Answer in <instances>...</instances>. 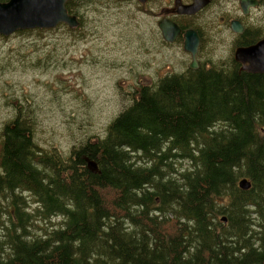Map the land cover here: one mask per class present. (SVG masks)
<instances>
[{"label":"trees","instance_id":"16d2710c","mask_svg":"<svg viewBox=\"0 0 264 264\" xmlns=\"http://www.w3.org/2000/svg\"><path fill=\"white\" fill-rule=\"evenodd\" d=\"M33 32L45 29L16 34ZM131 97L67 154L44 149L20 99L7 102L0 264H264V74L214 62Z\"/></svg>","mask_w":264,"mask_h":264},{"label":"rangeland","instance_id":"374dc122","mask_svg":"<svg viewBox=\"0 0 264 264\" xmlns=\"http://www.w3.org/2000/svg\"><path fill=\"white\" fill-rule=\"evenodd\" d=\"M175 3L74 0L78 30L61 24L45 32L0 35V139L14 116L7 105L13 98L32 116L36 140L47 151L67 154L77 142L103 137L138 87L184 72L191 62L183 37L163 40L162 17L201 31L202 62H230L232 39L225 31L211 33V11L186 18L177 16Z\"/></svg>","mask_w":264,"mask_h":264},{"label":"water","instance_id":"95a60500","mask_svg":"<svg viewBox=\"0 0 264 264\" xmlns=\"http://www.w3.org/2000/svg\"><path fill=\"white\" fill-rule=\"evenodd\" d=\"M70 0H9L0 2V35L11 36L20 30L32 29H53L60 24H66L70 28H77L80 22L77 16L71 15L66 5ZM146 3L147 0H138ZM208 0H193L190 5L179 6L177 13L180 15H196ZM233 24L236 32H241ZM158 26L163 38L168 43H174L182 34L181 27L173 20L164 18ZM184 50L192 55L191 69L198 66L197 54L200 46L199 33L194 29L184 32ZM235 60L242 64V70L248 73H264V39L255 46L239 48L235 53ZM89 169L97 173L98 165L95 161L86 159ZM240 187L247 191L251 188V183L247 179L240 182ZM226 221V218H224Z\"/></svg>","mask_w":264,"mask_h":264},{"label":"flooded vegetation","instance_id":"af4514ba","mask_svg":"<svg viewBox=\"0 0 264 264\" xmlns=\"http://www.w3.org/2000/svg\"><path fill=\"white\" fill-rule=\"evenodd\" d=\"M148 1L149 0H147L146 3ZM208 2L209 3L205 5L196 15H192V16L177 15V16L194 18L203 14L207 10H210L211 33H214L213 30H216L218 32L225 31V33H227L228 36L232 39V44H231L232 54L230 55L231 57L230 61H232L237 65L239 71L245 72L247 74H253L242 70V64H240L235 60V53L236 50L239 48H248L255 46L256 44H258V42L264 39V29L262 27V25L264 24V0H208ZM192 3L193 0H176L175 3L177 7L176 11H178L179 6L190 5ZM164 18L167 17H162L161 20ZM233 24H238L241 27L242 31L241 32L234 31ZM215 25H217L216 28ZM238 25H234V26L240 29ZM180 27L182 29V34L181 36H179L180 38L178 39H181L183 37L184 32L188 29L196 30L199 33L201 39L199 51L197 54L198 66L196 67V69L190 68L193 59L191 54H189V56H191V62L188 65L187 69L198 71L202 68V66L208 67L210 66V63L212 65L213 64L212 58L209 61L210 63L202 62L203 37L201 31L198 28H192V27L187 28L186 26L183 27L180 26ZM257 74H261V73H257Z\"/></svg>","mask_w":264,"mask_h":264}]
</instances>
